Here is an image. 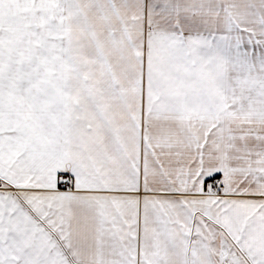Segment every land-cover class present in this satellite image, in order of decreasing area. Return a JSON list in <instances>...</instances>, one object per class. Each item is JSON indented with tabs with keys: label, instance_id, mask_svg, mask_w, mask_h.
<instances>
[{
	"label": "snow or ice",
	"instance_id": "obj_1",
	"mask_svg": "<svg viewBox=\"0 0 264 264\" xmlns=\"http://www.w3.org/2000/svg\"><path fill=\"white\" fill-rule=\"evenodd\" d=\"M0 264H264V0H0Z\"/></svg>",
	"mask_w": 264,
	"mask_h": 264
}]
</instances>
